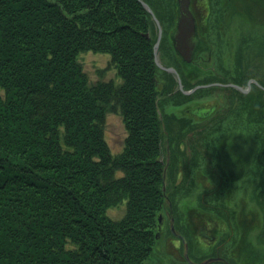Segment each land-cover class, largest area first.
<instances>
[{
	"label": "trees",
	"instance_id": "trees-1",
	"mask_svg": "<svg viewBox=\"0 0 264 264\" xmlns=\"http://www.w3.org/2000/svg\"><path fill=\"white\" fill-rule=\"evenodd\" d=\"M143 1L162 24L159 48L172 51L166 26L174 23L175 0ZM156 32L140 0H0V264H146L165 209L179 228L174 195L192 189L187 182L197 170L210 184L196 195L218 219L215 244L235 233L234 242L231 196L251 172L226 167L230 136L220 132L241 131L256 144L251 198L264 243V75L237 61L226 81L259 85L246 93L229 85L183 93L174 73L154 61ZM89 50L109 54L116 78L90 80L78 59ZM173 64L183 89L222 80L192 85L181 63ZM214 89L224 101L205 118L165 111ZM110 112L126 129L119 152L105 140ZM122 202L123 216L107 214Z\"/></svg>",
	"mask_w": 264,
	"mask_h": 264
},
{
	"label": "rangeland",
	"instance_id": "rangeland-1",
	"mask_svg": "<svg viewBox=\"0 0 264 264\" xmlns=\"http://www.w3.org/2000/svg\"><path fill=\"white\" fill-rule=\"evenodd\" d=\"M217 7L218 20L221 25L213 29L211 32L212 42L214 43V51L212 54V61H207V64L201 70H198V73H191V69L194 71V66L199 67L196 63L186 67V64L182 63L180 55L173 48V38L170 40L169 32L170 29H175L178 16V7L177 1H174L175 4V20L171 28L166 26L168 29V41L172 46V51L160 49L161 37L164 34V30L161 24V37L160 42L157 48V60L161 65L164 66H174L173 63H181L180 67L182 71L190 74L189 78L185 79L186 82L194 85L198 80H204L215 75H226V77H231L234 73V65L237 61H240V65L247 70H250L255 73L256 76L264 75V0H219ZM200 8V7H199ZM151 9V8H150ZM195 9L196 17L201 21L204 16L203 9ZM202 13H201V12ZM249 12V13H248ZM156 17V16H155ZM222 20H221V19ZM157 28V26H156ZM158 35V30H157ZM157 38V36H156ZM156 40V39H155ZM156 42V41H155ZM154 42V43H155ZM178 55V61L176 57ZM217 56V57H216ZM81 65H83L84 71L87 76H89L91 81H96L99 78L108 80L109 78H116L115 71L110 64L109 54L104 53H95L92 51L81 52L78 57ZM185 62V61H184ZM201 68V67H200ZM215 73H213V71ZM193 76H192V75ZM202 74L203 76H199ZM189 89V88H188ZM220 89H214L211 91L206 90L203 92L204 96L197 97L194 100H191L183 106H171L167 105L165 111L174 112L177 115H190L186 113L185 108L189 107L191 109L196 108L194 106L203 105L204 107L217 105V101H224L222 99V92ZM210 92V93H208ZM221 97V98H220ZM221 99V100H220ZM200 106V107H203ZM194 118L198 117L197 115ZM105 120V140L109 145V148L113 152L121 151L123 146V138L126 135V129L124 128L122 118L120 114L115 112H110L106 115ZM221 135V136H220ZM221 138H226L230 136L229 140L226 141L228 145L227 150H225L224 155L226 161V167H232L235 169H247L251 172L248 175L246 174L242 179L237 182V185L240 186L239 189H235L232 192V204L234 209L237 212V220L239 226L237 228L238 236L235 237V241L226 244V251L228 255L230 253L233 263L235 264H264V243L259 240L262 232V219L261 212L257 209V203L253 200L251 191L254 188L256 183L257 176H252L253 172L251 171V160L252 154L256 147L252 139H247V135L243 132H229L224 134L220 132ZM244 135V136H242ZM231 142L232 148H229V143ZM167 154V152H166ZM164 156V155H163ZM194 171V169H193ZM246 172V171H245ZM181 175L177 176L175 185L181 179ZM193 182L188 181L187 186L189 192L186 193L185 190L181 189L174 195V201H176L175 213L179 218L178 225L179 228L175 229V232L178 234H183L186 232L188 238V253L191 258H194L195 261H198L201 248L208 245L207 239H205V234L210 235L211 232L215 233L217 239L221 234L218 228V219L213 213L204 211L199 205V200L196 193L200 191V188L209 187V181L204 177L200 170L195 171L192 174ZM192 183V184H190ZM186 188V187H185ZM189 193V194H188ZM229 199V198H228ZM167 205L171 206V202L166 201ZM126 204L124 202L120 203L114 208H109L107 214L112 218H120L125 212ZM169 210L165 209L163 211L164 216L161 217V230L158 233L159 237L156 243V247L152 257L146 264H185V258L183 255L184 244L181 239L175 237L169 232L170 221L174 223L173 217H169ZM249 217H252L255 222L254 226L247 227L243 223L242 219L247 220ZM175 225V223H174ZM185 229V230H184ZM203 229V232L201 231ZM236 231V232H237ZM264 233V231H263ZM262 236L264 237V234ZM235 244L233 251L230 252L229 246ZM202 252V251H201ZM230 252V253H229ZM249 254V255H248ZM248 255V257H247ZM185 259V260H184ZM236 261V262H235Z\"/></svg>",
	"mask_w": 264,
	"mask_h": 264
},
{
	"label": "flooded vegetation",
	"instance_id": "flooded-vegetation-1",
	"mask_svg": "<svg viewBox=\"0 0 264 264\" xmlns=\"http://www.w3.org/2000/svg\"><path fill=\"white\" fill-rule=\"evenodd\" d=\"M218 1L219 0H190L189 7L191 8V12L193 14V17L195 18L196 30L193 33V35L189 41V43L191 45V50H192L191 55H190V60L186 61L184 58H182L180 56L181 57L180 59L182 61H185L184 64H186V67H188L190 65H194V63H196L202 69L207 64V61H212V54L214 51V49H213L214 43L213 42H215L216 40L214 39V41L212 42L211 32L213 29H216V27H219L221 25L220 21L218 20L219 15L217 14L218 10L216 7V6H218V3H217ZM199 7L203 9L202 17L204 16V18L201 21H199L198 17H196V13H195V9H194V8L200 9ZM174 32H175V29L171 28V30L169 32L170 33L169 34L170 40L173 38ZM212 71H213V73H215L214 70H212ZM189 76H190V74H188V76H187V73L186 72L184 73L185 79L189 78ZM215 76H217L219 79H222V80H216V81H212V82L199 83V84L200 85H206L208 83H213V84H216L215 86H217V85L227 86L228 85L227 83H233V82L228 81V80L226 81V79H228V77H226V75H223V76L215 75ZM249 79H251V78H249ZM196 85H198V84H196ZM200 106H203V105H200ZM200 106L196 105V106H194L196 108H193V109L186 107L185 112L190 114V115H194V116L197 115L200 118H205V117L209 116L210 114H212L213 110L216 109V107H217L216 104H213V106H207V107H204V106L200 107ZM201 231L203 232V229ZM204 234L206 236L205 239H207L206 242L208 241L207 242L208 245L204 246V248L203 247L201 248L202 252L200 251L201 255L199 256L198 261H196L197 264H235V263H233V260H230V256L232 254L230 252L233 251L235 244H232V246H229V248H230V252H229L230 256H229L227 251H226L225 245L221 246V245L215 244V240H216L215 239L216 238L215 233L211 232L210 235H207L206 233H204ZM248 255H247V257H248ZM191 259L194 260V258H191Z\"/></svg>",
	"mask_w": 264,
	"mask_h": 264
},
{
	"label": "water",
	"instance_id": "water-1",
	"mask_svg": "<svg viewBox=\"0 0 264 264\" xmlns=\"http://www.w3.org/2000/svg\"><path fill=\"white\" fill-rule=\"evenodd\" d=\"M142 5L144 6L145 9H147L148 11H150L152 18L155 20L156 26H157V30H158V35L156 38V42L153 44V52H154V61L158 64V66L160 68H164L165 70L169 71V72H174L178 83H179V87L180 89H182L183 93H191L193 91H195L196 88L198 87H206L207 85L210 84H206V85H195V87L188 89V90H183L182 88V83H180V77L178 72H176L174 67L171 66H164L161 65L158 60H157V48L159 45V40L161 37V24L159 22V20L155 17L152 9H150L149 5H147V3H145V1L140 0ZM177 1V7H178V16H177V22L175 25V32H174V36H173V48L175 51H177V53L184 58L186 61L190 60V55H191V45L189 43L190 38L192 37L193 33L195 32L196 28H195V18L193 17V14L191 12V8L189 7L190 5V0H176ZM146 36H148V33H145ZM251 81H254L255 83H257V81L255 79H249L247 88H243L240 85H236L233 83H229V85L234 86L235 88L239 89L240 91L243 92H247V90L249 89L250 83ZM258 84V83H257ZM160 219V217H159ZM170 229L172 234L176 235L177 237L181 238V240L183 241L184 244V249H183V255L185 256L186 260L190 263V264H196V262L191 261L190 257L188 255V244L186 243L185 237L182 234H178L175 232L174 230V226L172 223V219L170 221Z\"/></svg>",
	"mask_w": 264,
	"mask_h": 264
}]
</instances>
